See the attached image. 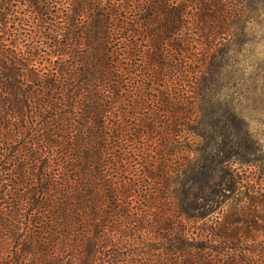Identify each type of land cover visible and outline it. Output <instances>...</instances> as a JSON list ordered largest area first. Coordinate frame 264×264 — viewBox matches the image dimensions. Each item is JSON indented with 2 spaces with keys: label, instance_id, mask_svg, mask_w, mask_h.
<instances>
[{
  "label": "trees",
  "instance_id": "obj_1",
  "mask_svg": "<svg viewBox=\"0 0 264 264\" xmlns=\"http://www.w3.org/2000/svg\"><path fill=\"white\" fill-rule=\"evenodd\" d=\"M264 0H0V264H264V168L224 56Z\"/></svg>",
  "mask_w": 264,
  "mask_h": 264
},
{
  "label": "rangeland",
  "instance_id": "obj_2",
  "mask_svg": "<svg viewBox=\"0 0 264 264\" xmlns=\"http://www.w3.org/2000/svg\"><path fill=\"white\" fill-rule=\"evenodd\" d=\"M253 41L237 45L236 50L228 55H219L217 63L224 61L225 67L231 70V77L241 67L246 72L254 73L260 79L258 84L244 82L223 90L228 92V99L234 101L236 109L243 112L250 122V130L257 143L255 165L264 168V23L257 24L252 35Z\"/></svg>",
  "mask_w": 264,
  "mask_h": 264
}]
</instances>
